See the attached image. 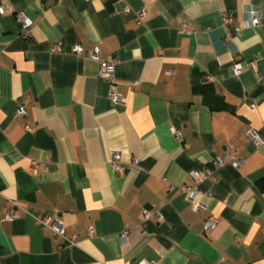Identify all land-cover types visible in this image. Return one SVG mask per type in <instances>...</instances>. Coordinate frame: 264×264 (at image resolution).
I'll use <instances>...</instances> for the list:
<instances>
[{
    "label": "crops",
    "instance_id": "obj_1",
    "mask_svg": "<svg viewBox=\"0 0 264 264\" xmlns=\"http://www.w3.org/2000/svg\"><path fill=\"white\" fill-rule=\"evenodd\" d=\"M2 3L0 264H264V143L247 136L264 137V0ZM216 158L195 210L181 185ZM55 213L65 237L37 222Z\"/></svg>",
    "mask_w": 264,
    "mask_h": 264
},
{
    "label": "built area",
    "instance_id": "obj_2",
    "mask_svg": "<svg viewBox=\"0 0 264 264\" xmlns=\"http://www.w3.org/2000/svg\"><path fill=\"white\" fill-rule=\"evenodd\" d=\"M7 9H8V6L5 3L0 4V12H4ZM125 10L127 11L128 9H125ZM251 14H252V19H251L252 24L258 25L260 23L259 12L254 9V10H251ZM146 16H147V11L145 9H141L137 11V18L139 19V21L144 20ZM17 17L21 23L22 29L24 30V34L28 35L31 27L33 26V19L24 13H17ZM225 20L227 21V18ZM239 30L240 28H237V31ZM54 48H58V47L55 46ZM74 50L80 53L82 51V47L80 45H75ZM91 57L100 63V66H101L100 77L112 82L114 79L115 59L108 60V59L103 58L101 56L99 47H95L93 49V51L91 52ZM233 71L235 74H239L242 71V65L240 63H236L233 67ZM167 72L170 73L171 70H168ZM109 97L114 102H119L121 100L120 95L115 90H111ZM18 114L25 115L26 114L25 109L23 107H20L18 109ZM247 136L250 138V140H252L258 145H261L264 143V137L254 128H249L247 130ZM228 159H229V162L233 166H238L240 164V161L235 159L232 154H228ZM120 161H121L120 153L117 151H113L112 156H111V165L113 169L115 170L119 169ZM134 162H137V159H134ZM224 163L225 162L223 159L216 158L214 161V167H206L205 169L190 171L189 174L191 175L192 178H194L197 181V184L196 185H187V184L181 185L182 190L184 191V193L187 194L195 210H199V211L206 210V204L202 201V198L212 195L210 191L202 190L199 184L203 182L204 180L215 181L216 179L214 176V171L217 167L224 165ZM171 188L173 187L171 186ZM16 206H17V203L12 202V206L9 208L8 213H7L8 218H13L16 216V210H17ZM153 216L157 220H161L163 217L160 211H157L154 214L150 213L149 211H144L145 219H150ZM37 222L41 225H45L49 227V229L53 233L58 234L62 237H65V225H64L63 220L60 218V216L57 213L50 215L46 217L45 219H38ZM217 222H218L217 217H215L212 214H208V216L206 217L203 223V229L205 231L214 229L217 225ZM93 232H94L93 228L89 227L88 229L89 235H92ZM127 234H128V230L125 229V231H123V233L121 234V237L124 239L127 237ZM67 241L70 244H75L76 237L72 236L70 238H67Z\"/></svg>",
    "mask_w": 264,
    "mask_h": 264
}]
</instances>
